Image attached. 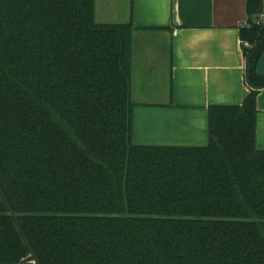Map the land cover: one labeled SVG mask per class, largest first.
I'll return each instance as SVG.
<instances>
[{"label":"trees","instance_id":"16d2710c","mask_svg":"<svg viewBox=\"0 0 264 264\" xmlns=\"http://www.w3.org/2000/svg\"><path fill=\"white\" fill-rule=\"evenodd\" d=\"M247 12L243 104L209 109L207 146H143L133 23L0 0V264H264V0Z\"/></svg>","mask_w":264,"mask_h":264},{"label":"crops","instance_id":"0c3cea01","mask_svg":"<svg viewBox=\"0 0 264 264\" xmlns=\"http://www.w3.org/2000/svg\"><path fill=\"white\" fill-rule=\"evenodd\" d=\"M248 0H96L100 23L132 22L133 141L204 147L209 109L242 105L250 93L241 27ZM264 150V88L256 100Z\"/></svg>","mask_w":264,"mask_h":264},{"label":"water","instance_id":"95a60500","mask_svg":"<svg viewBox=\"0 0 264 264\" xmlns=\"http://www.w3.org/2000/svg\"><path fill=\"white\" fill-rule=\"evenodd\" d=\"M257 72L260 76L264 77V52L262 56L259 59L258 65H257ZM135 143V142H134ZM136 144V143H135ZM138 145V144H137ZM13 216L16 217L15 212H13Z\"/></svg>","mask_w":264,"mask_h":264},{"label":"built area","instance_id":"2783aa9c","mask_svg":"<svg viewBox=\"0 0 264 264\" xmlns=\"http://www.w3.org/2000/svg\"><path fill=\"white\" fill-rule=\"evenodd\" d=\"M262 22H264V13L261 15ZM33 264H37V261L35 259L30 261Z\"/></svg>","mask_w":264,"mask_h":264}]
</instances>
